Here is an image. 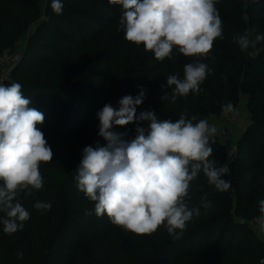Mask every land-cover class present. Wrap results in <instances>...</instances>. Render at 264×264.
Here are the masks:
<instances>
[{
	"label": "trees",
	"instance_id": "obj_1",
	"mask_svg": "<svg viewBox=\"0 0 264 264\" xmlns=\"http://www.w3.org/2000/svg\"><path fill=\"white\" fill-rule=\"evenodd\" d=\"M51 2L0 0V54L24 40L21 58L3 84L20 83L30 106L44 113L39 127L54 154L40 165L43 188L18 197L30 214L23 229L6 234L0 223V264H259L264 238L252 221L264 223V41L241 51L234 38L246 30L250 39L264 34V0H217L222 38L207 57H185L174 48L171 59L163 61L118 30L121 5L61 0L63 12L57 15ZM195 62L212 69L200 94L177 97L175 103L163 100L172 91L167 77L183 79L185 64ZM141 87L146 98L137 116L154 111L160 121L176 122L182 113L194 123L219 119L227 112L224 105L241 108L246 97L241 110L248 121L231 138L235 152L227 169L233 188L218 190L201 171L185 200L200 215L188 222L180 239L164 227L137 236L114 226L107 215L95 214L74 178L83 149L107 143L98 135L97 112L105 104L118 108L123 96L135 97ZM148 124L137 121L112 131L131 139L137 126ZM209 143V159L222 167L223 146ZM37 201L50 202L51 209L36 210ZM205 202L211 206L204 208Z\"/></svg>",
	"mask_w": 264,
	"mask_h": 264
},
{
	"label": "clouds",
	"instance_id": "obj_2",
	"mask_svg": "<svg viewBox=\"0 0 264 264\" xmlns=\"http://www.w3.org/2000/svg\"><path fill=\"white\" fill-rule=\"evenodd\" d=\"M217 0H109L122 6L118 30L124 38L137 46L143 45L158 61L171 59L173 49L185 57H207L214 41L222 38V20L215 4ZM51 8L62 14L61 0H52ZM245 31L235 37L241 51L264 41V34ZM212 69L202 62L184 66V77L169 75L166 84L172 89L162 99L175 103L177 97L190 93L199 95L201 85ZM141 87L138 95H125L119 107L105 104L97 112L98 135L105 146H86L74 176L77 188L94 203L97 216L107 215L110 222L137 236L152 235L164 227L174 239L182 238L189 221L200 215L198 208L189 209L190 183L202 171L209 185L226 190L230 182L221 177L228 169L216 167L209 158L213 154L210 137L217 128L207 119L193 122L182 113L176 122L158 120L154 111L137 108L145 99ZM31 99L24 96L22 85L14 82L0 84V223L6 234L24 227L29 212L18 198L30 197L43 188L40 172L42 163L53 159L40 125L44 113L31 107ZM229 103L224 111H232ZM148 121L147 128L137 126L134 138L127 133L112 131L114 126H126ZM204 208L210 207L205 202ZM36 210H50L51 203L37 201ZM264 211V201H261ZM22 256V253H18ZM264 264V260L260 262Z\"/></svg>",
	"mask_w": 264,
	"mask_h": 264
},
{
	"label": "built area",
	"instance_id": "obj_3",
	"mask_svg": "<svg viewBox=\"0 0 264 264\" xmlns=\"http://www.w3.org/2000/svg\"><path fill=\"white\" fill-rule=\"evenodd\" d=\"M20 58L21 50L18 47H8L0 54V84H3L7 79L10 78L12 71ZM241 115L242 110L238 107L234 108L230 112H225L219 118L221 125H214L217 128L216 134L210 137L211 141L218 142L221 144V146H223L225 151V159L222 163V166H225L226 168H228V162L231 160V157L235 152V146L231 141V138L234 137L232 134V128ZM208 123L210 126H213L211 120H208ZM258 220L261 221L260 218H258ZM262 260L264 259H261L260 262Z\"/></svg>",
	"mask_w": 264,
	"mask_h": 264
},
{
	"label": "rangeland",
	"instance_id": "obj_4",
	"mask_svg": "<svg viewBox=\"0 0 264 264\" xmlns=\"http://www.w3.org/2000/svg\"><path fill=\"white\" fill-rule=\"evenodd\" d=\"M23 43H24V40H23V38H20L19 39V41H18V48L19 49H21L22 48V45H23ZM245 96L244 97H242V101H241V108L245 111V107H244V103H245ZM242 112V115L239 117V119L236 121V124L233 126V128H232V130H233V132H232V134H233V136H236V135H239L242 131H243V129H244V127H245V124H246V121H247V118H248V115H247V113L246 112ZM212 121V124L213 125H215V126H220L221 124H220V122L218 121V120H211ZM235 128H236V130H235ZM253 223H254V221H252ZM260 227V226H259ZM255 228H256V231L258 232H260V233H262V232H264V227H260V230L259 229H257V227L255 226Z\"/></svg>",
	"mask_w": 264,
	"mask_h": 264
},
{
	"label": "crops",
	"instance_id": "obj_5",
	"mask_svg": "<svg viewBox=\"0 0 264 264\" xmlns=\"http://www.w3.org/2000/svg\"><path fill=\"white\" fill-rule=\"evenodd\" d=\"M247 113V112H246ZM213 120H218L219 121V119H213ZM247 121H248V118H247ZM246 121V122H247ZM235 130H236V128H235ZM239 135H236V136H234L233 138H235V137H238ZM254 226H256L257 227V229H259L260 230V227L262 226V227H264V223H262L260 220H255L254 221ZM260 226V227H259ZM258 234L262 237V238H264V232H262V233H260L259 231H258Z\"/></svg>",
	"mask_w": 264,
	"mask_h": 264
},
{
	"label": "water",
	"instance_id": "obj_6",
	"mask_svg": "<svg viewBox=\"0 0 264 264\" xmlns=\"http://www.w3.org/2000/svg\"><path fill=\"white\" fill-rule=\"evenodd\" d=\"M222 178L225 180V181H228L230 182V186L227 188L228 190H231L233 188V182H232V177L229 175V173L225 174L224 176H222Z\"/></svg>",
	"mask_w": 264,
	"mask_h": 264
}]
</instances>
